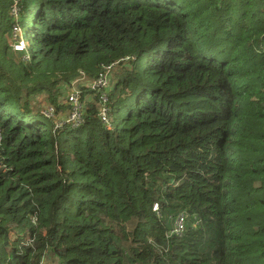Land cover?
Masks as SVG:
<instances>
[{"label": "trees", "instance_id": "obj_1", "mask_svg": "<svg viewBox=\"0 0 264 264\" xmlns=\"http://www.w3.org/2000/svg\"><path fill=\"white\" fill-rule=\"evenodd\" d=\"M44 260L264 264V0H0V264Z\"/></svg>", "mask_w": 264, "mask_h": 264}, {"label": "rangeland", "instance_id": "obj_2", "mask_svg": "<svg viewBox=\"0 0 264 264\" xmlns=\"http://www.w3.org/2000/svg\"><path fill=\"white\" fill-rule=\"evenodd\" d=\"M20 38H21V35L18 34V37L10 38V40L8 42V44L12 47L11 50H13L12 55H13V58L15 59V62H24L26 59V56L28 55L26 53V50H25L26 44L24 42H22L20 40ZM117 70H118V66H113L112 68H108L105 71L107 73V77L105 78L104 76H99L97 83L99 82L100 79H102V84L105 83V87H106L108 85L109 76L112 75L113 71L116 72ZM84 80L88 81L89 79L87 80L86 77H82V78L78 79L77 82L83 81L81 83L86 84L87 82L85 83ZM61 94L63 96L60 98L59 103L62 104V106H66V107L69 105L70 109H71L70 113H72L73 112V104L69 100V97L73 94L77 95V96L79 94V92L76 89V81L71 82L69 86H66L64 90H61ZM32 96H33L32 98H34L33 100L38 101L40 104L47 98V95L43 94V93H38V94H35ZM43 114H45V116H52V110H46L45 112L43 111ZM71 116H72V114L69 115L70 120L68 121V123L74 125V123H76L77 118L73 119ZM78 116H80L79 113H78ZM45 263L48 264V262L44 260L42 264H45Z\"/></svg>", "mask_w": 264, "mask_h": 264}, {"label": "built area", "instance_id": "obj_3", "mask_svg": "<svg viewBox=\"0 0 264 264\" xmlns=\"http://www.w3.org/2000/svg\"><path fill=\"white\" fill-rule=\"evenodd\" d=\"M77 81V80H76ZM77 83V82H76ZM92 85L93 86H99V87H103L105 86V83L102 84V79L99 80V82L97 83V80L95 82H92ZM104 96V95H102ZM69 100L72 102L73 104V112L71 113L72 114V118L76 119V123L79 122V116H78V113L80 114V111H81V106L80 104L78 103V99H77V95H71L69 97ZM75 111V112H74ZM70 114V115H71ZM70 120V119H69ZM68 120V121H69ZM101 121L102 122H107V118H106V113L105 111L101 114ZM76 123H74V125H76ZM73 125V124H72ZM185 229V218L181 215L179 216L177 219H176V222H175V226H174V229L172 230V234H175V235H180Z\"/></svg>", "mask_w": 264, "mask_h": 264}, {"label": "crops", "instance_id": "obj_4", "mask_svg": "<svg viewBox=\"0 0 264 264\" xmlns=\"http://www.w3.org/2000/svg\"><path fill=\"white\" fill-rule=\"evenodd\" d=\"M87 80H88V79H87ZM75 81H76V80H75ZM89 81H90V80L87 81L86 86L89 84Z\"/></svg>", "mask_w": 264, "mask_h": 264}]
</instances>
